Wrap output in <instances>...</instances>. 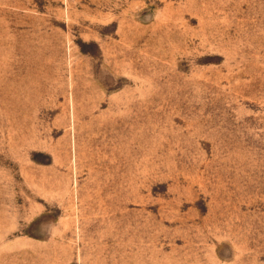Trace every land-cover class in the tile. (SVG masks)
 Instances as JSON below:
<instances>
[{
	"label": "rangeland",
	"instance_id": "rangeland-1",
	"mask_svg": "<svg viewBox=\"0 0 264 264\" xmlns=\"http://www.w3.org/2000/svg\"><path fill=\"white\" fill-rule=\"evenodd\" d=\"M0 264H264V0H0Z\"/></svg>",
	"mask_w": 264,
	"mask_h": 264
}]
</instances>
